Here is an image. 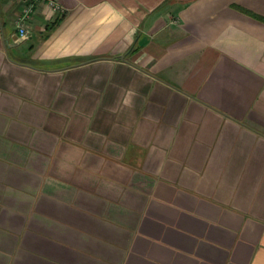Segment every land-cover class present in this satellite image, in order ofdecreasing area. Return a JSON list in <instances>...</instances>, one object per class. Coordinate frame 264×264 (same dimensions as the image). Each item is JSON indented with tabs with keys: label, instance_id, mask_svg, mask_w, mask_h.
Masks as SVG:
<instances>
[{
	"label": "crops",
	"instance_id": "1",
	"mask_svg": "<svg viewBox=\"0 0 264 264\" xmlns=\"http://www.w3.org/2000/svg\"><path fill=\"white\" fill-rule=\"evenodd\" d=\"M33 1L20 39L0 0V264H264V0Z\"/></svg>",
	"mask_w": 264,
	"mask_h": 264
},
{
	"label": "built area",
	"instance_id": "2",
	"mask_svg": "<svg viewBox=\"0 0 264 264\" xmlns=\"http://www.w3.org/2000/svg\"><path fill=\"white\" fill-rule=\"evenodd\" d=\"M19 1H24L25 5L21 9V15L17 20V34L20 39H25L27 36L26 22L29 20L31 13L33 12L34 1L33 0H19ZM48 4L52 7V9H55L58 12L57 5H55L54 1L48 0Z\"/></svg>",
	"mask_w": 264,
	"mask_h": 264
},
{
	"label": "trees",
	"instance_id": "3",
	"mask_svg": "<svg viewBox=\"0 0 264 264\" xmlns=\"http://www.w3.org/2000/svg\"><path fill=\"white\" fill-rule=\"evenodd\" d=\"M58 13H60V11H58ZM58 17H59V19H61L62 18V15H59Z\"/></svg>",
	"mask_w": 264,
	"mask_h": 264
}]
</instances>
